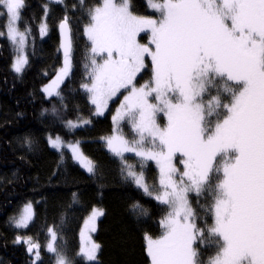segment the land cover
I'll list each match as a JSON object with an SVG mask.
<instances>
[{
  "label": "snow or ice",
  "instance_id": "obj_1",
  "mask_svg": "<svg viewBox=\"0 0 264 264\" xmlns=\"http://www.w3.org/2000/svg\"><path fill=\"white\" fill-rule=\"evenodd\" d=\"M149 6L160 13L159 19L134 15L129 0H102L89 9L85 34L91 44V81L83 87L98 114L121 89L127 91L113 119L127 117L136 138L130 142L115 135L108 146L118 156L134 153L159 167L155 199L169 211L160 221L161 235H145L151 264H205L194 247L197 241L216 247L206 264H264V0H149ZM23 7V0H0L8 34L21 49L26 32L17 23ZM60 28L65 66L45 89L49 95L71 67L67 17ZM45 29L42 25L41 32ZM141 33L149 35L148 43L140 42ZM26 63L25 56H18L15 71L21 72ZM149 64L151 80L137 87V76ZM224 94L227 103L220 99ZM158 114L167 118L163 127ZM51 143L60 147L62 142L57 137ZM70 147L93 172L92 161L77 145ZM177 154L182 172L174 164ZM133 167L126 164L128 176L151 195L143 172ZM190 192L210 194V225L205 221V227L198 226ZM99 215L103 213L93 210V225ZM32 216L28 204L17 226L27 227ZM49 231L47 248L55 253L56 264H70L55 246V232ZM26 242L39 260L40 245L31 238ZM98 249L92 243L81 255L93 261Z\"/></svg>",
  "mask_w": 264,
  "mask_h": 264
},
{
  "label": "trees",
  "instance_id": "obj_2",
  "mask_svg": "<svg viewBox=\"0 0 264 264\" xmlns=\"http://www.w3.org/2000/svg\"><path fill=\"white\" fill-rule=\"evenodd\" d=\"M23 3L19 27L26 32L29 45L22 75L13 71L15 50L5 37L8 19L0 8V264H55V253L46 250L50 229L56 234L58 251L70 264H151L145 235H161L160 221L169 211L155 199L160 191L159 167L153 160L141 161L134 153L118 156L110 150L107 140L113 137V122L109 113H97L91 94L83 87L91 81V44L85 34L89 9L102 0ZM130 6L137 16L160 17L148 0H130ZM65 17L72 32L71 68L59 94L48 95L46 86L65 62L59 38ZM42 25H46L44 32ZM151 78L149 66L137 83ZM210 92L217 95L215 89ZM205 98L210 97L206 94ZM220 99L227 103L229 98L224 94ZM128 133L134 137L130 128ZM57 137L68 145L81 144L95 163V173L83 171L66 148L53 147L51 140ZM126 164L143 172L151 195L128 176ZM189 202L199 227H205V221L213 222L207 211L210 194L194 193ZM29 203L34 206V219L22 229L17 221ZM94 208L104 214L95 235L98 259L88 262L81 255V230ZM28 238L40 245L39 260L28 250ZM195 247L205 264L216 250L214 244L199 241Z\"/></svg>",
  "mask_w": 264,
  "mask_h": 264
},
{
  "label": "rangeland",
  "instance_id": "obj_3",
  "mask_svg": "<svg viewBox=\"0 0 264 264\" xmlns=\"http://www.w3.org/2000/svg\"><path fill=\"white\" fill-rule=\"evenodd\" d=\"M50 2H56V0H49ZM129 2H130V0H129ZM148 2H149V0H148ZM154 2H156V1H154ZM156 3H158V2H156ZM160 3V2H159ZM101 5V4H100ZM100 5H98V6H100ZM130 10H131V6H130ZM153 10H155L154 8H153ZM132 11V10H131ZM156 11V10H155ZM134 14V13H133ZM135 15V14H134ZM160 16V15H159ZM147 18V17H146ZM148 18H152V19H159V18H157V17H148ZM7 19H8V16H7ZM8 23H9V20L7 21V26H8ZM17 27H18V29H19V31H21V32H23L21 29H20V27H19V22L17 23ZM5 37L12 43V45H13V47H14V50H15V56H14V59H13V71L15 72V73H17L18 75H22V73H23V71L25 70V68H26V66H27V63H28V45H29V40H28V36H27V34H26V42H25V45H24V47L21 49L20 48V45L17 43V42H14L11 38H10V36H9V34H8V27H7V32L5 33ZM143 38L146 40V41H143ZM138 39L140 40V42L141 43H148L149 42V35L148 34H146V33H141L140 34V36L138 37ZM20 55H23V56H25L26 58H27V63L24 65V67H23V70L21 71V72H16L15 71V69H14V64H15V62H16V60H17V58H18V56H20ZM99 58V57H98ZM71 61V60H70ZM146 63H148V61L146 60ZM70 64H71V62H70ZM64 66H65V62L63 63V65L60 67V69L58 70V72L56 73V75L51 79V81L48 83V85L46 86V88H48L49 87V85H51L52 83H53V81H56V79H57V77L58 76H60L61 75V70L64 68ZM150 66V65H149ZM148 66V67H149ZM148 67L147 68H145V70L146 69H148ZM71 68V67H70ZM144 70V71H145ZM70 71V70H69ZM144 71H142V72H144ZM68 75H69V72H68V74L66 75V76H64L63 78H62V80H60V82L58 83V85L55 87V89L53 90V94L52 95H58L59 94V89L61 88V86L63 85V83L66 81V79H67V77H68ZM151 75H152V73H151ZM139 76V75H138ZM138 76H137V78H138ZM136 84H137V87H139V86H141V85H143V84H145V83H141V84H139V83H137V79H136ZM56 93H58V94H56ZM49 95V94H48ZM125 95H127V91L126 90H124V89H121V91L120 92H118L114 97H112L109 101H108V103H107V107L103 110V112H102V114H99V115H105L106 113H109V116H110V118H111V120H112V122H113V131H114V134H113V136H115V135H122L125 139H127V140H129L130 142L131 141H133L135 138H136V133H135V131L133 130V127H132V124H131V121L127 118V117H125V118H123V119H119V120H114L113 118L117 115V111L118 110H120V108H121V104L124 102V96ZM205 100H207V98H205ZM154 102V101H153ZM95 106V105H94ZM96 107V106H95ZM97 109V108H96ZM159 115L161 116H163L164 117V121H162L161 119H160V117H159ZM166 122H167V118L163 115V114H158L157 115V123L158 124H160L161 125V127H163L165 124H166ZM128 128H130L131 130H132V133H133V131H134V137L132 136V138H130V136H131V134H129L128 133ZM56 138H53L52 140H55ZM62 142V141H61ZM70 145H77L78 147H79V150H80V152L82 153V155L84 156V157H86L88 160H90V161H92L85 153H84V151H83V149H82V146H81V144H79V143H73V144H70ZM70 145H68V144H66V143H61V146L58 148V147H55V148H57V149H60L61 147L62 148H66L67 150H69L70 151V153L72 154V157H73V159H74V161H75V163L77 164V165H79L80 167H81V169L83 170V171H85L86 173H88V174H94L95 173V170H96V166H95V163L92 161V163L94 164V171L93 172H88L87 171V169L80 163V161L79 160H77L76 159V157H75V154L72 152V149H71V147H70ZM54 147V146H53ZM140 158V157H139ZM174 164H175V167L178 169V165H181L182 167H183V164H182V162H181V157L179 156V154H177V156L176 157H174ZM179 171L180 172H182L183 171V169H179ZM192 194H194V192H190V193H188V199H189V201H190V197H191V195ZM29 204H31V207H32V212H33V216H32V219L28 222V224H27V227H19V228H28L30 225H31V223H32V221H33V219H34V206H33V204L32 203H29ZM26 205H28V204H26ZM25 205V206H26ZM25 206L22 208V212H21V214H20V216H19V218L21 217V215L23 214V212H24V209H25ZM93 210H98V211H100V212H102L103 214H104V211L102 210V209H100V208H94ZM93 210H92V212H91V214L87 217V219L85 220V222H84V224H83V227H82V230H81V252H82V249H86L87 247H89L92 243H95V244H97V245H99L98 244V242L96 241V239H95V235H96V233H97V229H98V225H99V221H100V219H101V217L103 216V215H99V216H97L96 217V219H95V222H94V225H93V223L89 220V217L92 215V213H93ZM93 226H94V231L92 230L93 229ZM18 227V226H17ZM50 242H52L51 241V238H50V240H49V242L47 243V245L50 243ZM55 246H56V240H55ZM194 247H195V245H194ZM39 250H40V248H39ZM46 250L48 251V252H50L49 250H48V248H47V246H46ZM33 251H34V255H35V249H33ZM50 253H52V252H50ZM98 253H99V249H98V251H97V253H96V259L95 260H93V261H89V260H87L86 259V257L85 256H83L88 262H94V261H96L97 259H98ZM41 256V254H40V251H39V257ZM35 257H36V255H35ZM55 264H56V262H55Z\"/></svg>",
  "mask_w": 264,
  "mask_h": 264
},
{
  "label": "water",
  "instance_id": "obj_4",
  "mask_svg": "<svg viewBox=\"0 0 264 264\" xmlns=\"http://www.w3.org/2000/svg\"><path fill=\"white\" fill-rule=\"evenodd\" d=\"M68 26L70 28L69 23H68ZM70 31H71V28H70ZM59 38H60V50H61V54H62L63 59H65V57H64V49L62 47V45L64 43V35L62 33V30H61L60 26H59ZM71 38H72V32H71ZM72 52H73V42H72V46H71L70 56H71Z\"/></svg>",
  "mask_w": 264,
  "mask_h": 264
}]
</instances>
